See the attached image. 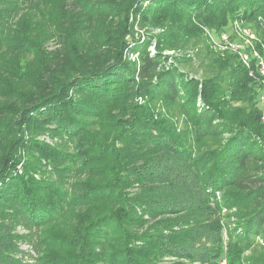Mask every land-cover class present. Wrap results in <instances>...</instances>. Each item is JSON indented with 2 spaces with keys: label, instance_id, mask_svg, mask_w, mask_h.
<instances>
[{
  "label": "trees",
  "instance_id": "obj_1",
  "mask_svg": "<svg viewBox=\"0 0 264 264\" xmlns=\"http://www.w3.org/2000/svg\"><path fill=\"white\" fill-rule=\"evenodd\" d=\"M45 2L48 47L24 29L31 0H0V264H218L224 230L227 264L264 254L258 78L203 35L264 30V0ZM133 14L162 31L134 37Z\"/></svg>",
  "mask_w": 264,
  "mask_h": 264
},
{
  "label": "rangeland",
  "instance_id": "obj_2",
  "mask_svg": "<svg viewBox=\"0 0 264 264\" xmlns=\"http://www.w3.org/2000/svg\"><path fill=\"white\" fill-rule=\"evenodd\" d=\"M32 4H33V8H32V12L34 13V16L32 18V20L29 21H25L24 22V28L25 30L28 28L30 30V35L32 37V39L34 38V41L36 43H42L43 47H48L51 45L52 40L50 39V37L48 36V32L49 29L51 28V24H50V16L48 14V10L46 7V2L45 0H31ZM146 3H143L142 6H145ZM130 21L132 23L131 26V33L134 37H144L145 36V32L146 31H150L152 33H158L161 32L162 29L160 27H156V28H151L147 25H143L141 24L139 15H131L130 16ZM237 22L240 23V28H242L243 23L246 24L243 21H238V19H236ZM77 19L75 18L72 21V28L73 30H76L77 28ZM233 22V21H232ZM231 22V23H232ZM229 24L224 31H226L227 33H229L233 38L236 39H243V37H248L249 35H251L252 37L249 38L251 40V42L255 45V43L259 44L260 43V47H262V45H264V30H258L254 31L255 29H252L250 26L249 28L243 29L241 30V34L239 35L238 32H235L234 30L231 29V25ZM248 26V25H247ZM81 32V30H80ZM80 32H75V36L77 37H81L82 33ZM219 33V30L217 29H213V28H208V27H204L203 28V35L205 37V40L208 44H212L211 43V37H213L214 39L217 38V34ZM253 34V35H252ZM248 35V36H246ZM128 38H132L131 35L128 36ZM82 41V40H81ZM133 40L130 41L129 46H133ZM240 42V41H239ZM238 42V43H239ZM152 49V47H151ZM260 51V49H259ZM127 52V51H125ZM192 50H188L186 48H181L178 50H165L164 54L168 55V56H174V55H190L192 54ZM219 52V51H218ZM220 53H222V51H220ZM127 54L129 55V59L131 60H135V54H132L130 52H127ZM25 60V59H23ZM22 61V60H21ZM26 61H22V67L23 65L25 66ZM181 70L184 72V74L187 76V78H195L196 80H200L203 78L204 73L202 72V70L200 68H198V63H186V64H182L180 65ZM260 107H262L261 103H259ZM37 140L39 141H43L45 144L48 145V147L50 146L52 147H56V146H61V139L59 138L58 134L56 133H51V132H47L45 134H39L37 136H35ZM63 141H65V139H63ZM36 150V149H33ZM46 170L50 169L51 166L49 165H45L44 166ZM53 177L54 174L52 173ZM221 195L219 194V192L215 193V198H212L210 200V204L209 206L211 207V209L213 210V216L214 219H218L219 216H223L227 211L225 208H222L221 210L217 211L213 209L215 207V202L220 201ZM214 219L212 221H214ZM215 223L209 221L208 223H206V226H210L209 228H211V225L213 226ZM16 232L18 234H21L22 236H26L29 233V230L22 227L21 225H18L16 227ZM227 237H226V233L225 230L223 231V253L221 254V258L217 259L218 264H227L226 263V257H225V251H226V247H227ZM114 243H110L108 246L112 247ZM21 247H27L26 244L21 243ZM254 249V248H253ZM256 249V246H255ZM254 249V250H255ZM240 258H241V264H246L248 262V260H251V264H253L256 260V257L260 256L262 259H264V254L261 255H256L255 252L251 251V250H245L242 254H240ZM176 262H181L182 264H199L198 262H191L190 260L184 259V258H177V257H173V256H165L161 259V261H158V264H176ZM216 262V261H215ZM208 264V263H207Z\"/></svg>",
  "mask_w": 264,
  "mask_h": 264
},
{
  "label": "built area",
  "instance_id": "obj_3",
  "mask_svg": "<svg viewBox=\"0 0 264 264\" xmlns=\"http://www.w3.org/2000/svg\"><path fill=\"white\" fill-rule=\"evenodd\" d=\"M231 24V29L238 32L239 35H242L241 30L248 28L242 25L243 29H241L240 23L236 20ZM216 36V39L211 37V46L215 50L222 52L227 50L236 53L244 66L249 69V74L251 76H257L259 83L258 100L263 106L261 119L264 121V45H262V47H260V43H255L254 45L249 39L252 37L251 35H246L248 37H243V39H236L222 30ZM252 61L254 62V67H252Z\"/></svg>",
  "mask_w": 264,
  "mask_h": 264
}]
</instances>
